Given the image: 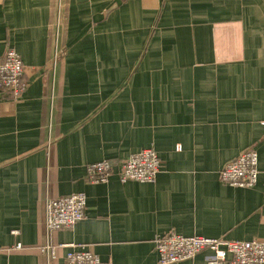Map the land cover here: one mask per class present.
Instances as JSON below:
<instances>
[{"label": "crops", "instance_id": "0c3cea01", "mask_svg": "<svg viewBox=\"0 0 264 264\" xmlns=\"http://www.w3.org/2000/svg\"><path fill=\"white\" fill-rule=\"evenodd\" d=\"M8 45L28 88L0 90V264H48L49 239L50 264L82 246L103 264H161L155 239L171 231L264 239L261 178L219 175L250 147L264 172V0H0ZM148 147L155 182L87 180V163ZM72 192L85 218L47 238L44 197Z\"/></svg>", "mask_w": 264, "mask_h": 264}, {"label": "built area", "instance_id": "2783aa9c", "mask_svg": "<svg viewBox=\"0 0 264 264\" xmlns=\"http://www.w3.org/2000/svg\"><path fill=\"white\" fill-rule=\"evenodd\" d=\"M59 58L56 51L55 62ZM26 66L21 55L12 46H7L0 53V90L8 92L15 100L28 88L25 81ZM52 143L48 144V161L51 157ZM86 177L91 183H104L118 173L122 181H156L161 172L162 160L154 147L144 148L115 164L112 160L87 163ZM118 170V171H117ZM220 181L233 187L251 188L263 181L264 172L259 170L258 152L255 147L242 151L236 158L225 163L220 170ZM43 222L47 238L60 229L70 230L85 218L87 196L84 192H72L70 195L50 197L43 200ZM16 233V232H14ZM21 246L19 243L18 247ZM155 249L159 253L161 264L193 260L202 251H210L206 264H264V239L236 241L225 238L204 237L199 235L184 236L176 231L158 234ZM48 264L56 258L55 246L50 243L41 248ZM66 264H103L91 246H82L66 254Z\"/></svg>", "mask_w": 264, "mask_h": 264}]
</instances>
